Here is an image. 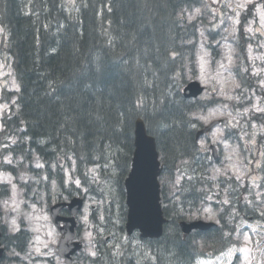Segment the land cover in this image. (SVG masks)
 I'll return each instance as SVG.
<instances>
[{
    "label": "trees",
    "instance_id": "trees-1",
    "mask_svg": "<svg viewBox=\"0 0 264 264\" xmlns=\"http://www.w3.org/2000/svg\"><path fill=\"white\" fill-rule=\"evenodd\" d=\"M200 2L73 0L68 6L67 0H0L2 48L19 86L17 110L2 120L1 139L15 140L4 152L25 161L37 157L62 201L77 193L62 192L63 175L50 167L59 168L61 158L68 167L73 163L83 184L90 169H97L108 185L118 186L128 171L135 120L141 118L156 140L162 176L174 178L182 171L193 176L183 179L170 200L162 192L168 220L163 237L127 253L128 264H193L202 255L198 245L213 254L230 245L228 237L222 239L228 232L223 227L185 239L178 227L206 200L211 186L196 178L203 166L198 167L191 127L192 114L205 103L182 95L198 34L197 23L184 13ZM11 240L22 244L24 237ZM98 253L100 264H123L124 256L115 261L109 251Z\"/></svg>",
    "mask_w": 264,
    "mask_h": 264
},
{
    "label": "rangeland",
    "instance_id": "rangeland-1",
    "mask_svg": "<svg viewBox=\"0 0 264 264\" xmlns=\"http://www.w3.org/2000/svg\"><path fill=\"white\" fill-rule=\"evenodd\" d=\"M257 2L264 3V0ZM72 4L73 0H67L68 6ZM197 9L200 11L197 12ZM222 12L226 14L224 23L220 22ZM227 15H231V12L224 7V0H219L215 4L213 0H201L199 6L184 13L188 22L195 21L198 26L193 70L192 74L186 72V76L189 80H197L205 88L198 99L205 103V108L192 114L191 118L196 125L193 129L197 131L213 121H220L197 141L198 167L203 166V170L196 171L199 174L196 178H200L204 184L210 183L211 186L207 189L206 200L195 206L188 220L201 219L219 225L220 222L217 221L221 215L227 221L229 230L233 229L229 248L246 247L247 251H234V254L230 255L227 248L223 251L224 255H221V251L217 256L212 257L210 251L198 245L199 252H205L206 257L197 259L194 264H248L245 256L251 264H264V216L261 215L264 212V111L257 110L264 109V36L255 31L253 33L244 31L246 27L244 13L241 14L238 31L235 36L231 35ZM248 19L251 20L252 16L249 15ZM251 26L253 30L259 27L258 17ZM225 28H228V31H225ZM1 40L0 31V122L5 115L16 112L12 103V94L16 91L14 85H17L11 59L5 54ZM229 54L233 62L230 68L231 74L219 68L220 62L227 64L225 57ZM241 80H251L258 87L256 90L244 92L241 89ZM234 84H239L240 87L236 88ZM213 88L216 91H213ZM201 116L207 117L208 122L199 119ZM255 116H260L261 122L254 123L252 120ZM2 129L0 124V131ZM7 139L9 140L3 146L15 143L14 138ZM211 145L217 148V160L212 159L209 149ZM3 146L0 147V151L3 150ZM6 158L11 163H6ZM2 163L13 166L16 173L2 171ZM37 164H41L37 158H33L31 162H23L14 159L12 155L0 157V191L5 189L8 192L7 196H0V224L5 227L6 233L13 234L11 222L15 219L19 228L24 226L30 234V242L25 254L12 253L8 257L17 258V264H64L56 255V245L60 235L49 216L46 196L42 190L44 183L28 176V171L42 168L37 167ZM69 172V169L64 167V185L67 187L72 182L77 188L74 184L76 178ZM90 174L97 180V193L96 195L89 193L86 196L83 210L77 218L80 228L78 240L83 241L84 245L82 255L78 257L80 261L78 264H90L87 258L98 253L99 249H94L93 246L98 228L103 234L100 240L101 246L109 250L110 256L115 261L124 256L123 264H128L125 261L126 254L139 249L145 250V244L137 235L127 237L120 231L119 228L124 225V219L120 214L124 210L121 198H118L116 193L117 188L102 187L103 181L95 174V170H90ZM188 177L193 178L185 171L175 172L174 178L169 176L161 181V188L167 196L166 201L174 196L176 188L183 179L190 180ZM233 180L237 183L234 189L237 195L235 199L240 200L243 196V203L247 209V215L244 217H241V212L237 211H232L227 216L226 210L233 193L228 189L234 184ZM221 183H224L222 188H220ZM13 185H15V194ZM77 189L81 195L87 192L84 186ZM112 190L113 195H110ZM27 194L32 202L25 198ZM57 196L55 185H50L49 199L54 203ZM225 200L228 201L227 204L224 203ZM110 202L114 206L113 212ZM249 208H252V213L255 208L259 217L253 218L248 212ZM205 209L208 211H204ZM106 212L110 218V225L104 221ZM92 215L95 218H92ZM245 236L251 238L247 244L244 240ZM8 263L16 264L12 261Z\"/></svg>",
    "mask_w": 264,
    "mask_h": 264
},
{
    "label": "water",
    "instance_id": "water-1",
    "mask_svg": "<svg viewBox=\"0 0 264 264\" xmlns=\"http://www.w3.org/2000/svg\"><path fill=\"white\" fill-rule=\"evenodd\" d=\"M203 91L198 82H190L184 88V96L187 98H196ZM188 92V93H186ZM216 123L201 130L197 137L208 132ZM134 151L131 160V169L125 179L124 187L126 191V205L128 207L126 232L131 234L134 230L141 233L142 238H159L162 235L163 224L166 219L160 205V191L158 176L160 175V166L156 143L153 137L147 135L144 123L141 119L135 121ZM214 158H216L215 148L211 147ZM83 200L74 198L69 204H58L51 207V217L56 227L62 233L63 237L58 245V254L65 258L66 263H71V255L80 249V243H69L75 237L76 221L75 216L81 210ZM63 207H67L70 218H61L58 213ZM62 222V225H60ZM213 226L212 223L203 221H182L179 228L183 236H187L192 231H206ZM3 250L0 249V258Z\"/></svg>",
    "mask_w": 264,
    "mask_h": 264
},
{
    "label": "snow or ice",
    "instance_id": "snow-or-ice-1",
    "mask_svg": "<svg viewBox=\"0 0 264 264\" xmlns=\"http://www.w3.org/2000/svg\"><path fill=\"white\" fill-rule=\"evenodd\" d=\"M219 0H213V3H218ZM224 7L227 8L230 12L231 15H227V20L230 21V26H231V35L235 36L236 32L238 31L237 26L241 24V14L244 13V21L246 23V27L244 29L245 32L247 33H253L258 32L261 36H264V3H259L257 2V0H224ZM200 10L197 9V12H199ZM251 15L252 19L249 20L248 16ZM225 13H221V18H220V22L224 23L225 22ZM259 18V27L256 28L255 30H253L252 28V24L256 22V18ZM225 31H228V28H225ZM205 55H207V53H205ZM175 57V53L173 54V58ZM225 59L227 60V64H225L224 62H220L219 63V68L223 71V72H228L230 73V68L232 66V57L229 54L228 56L225 57ZM254 75H257L258 73H253ZM217 75H220V73H217ZM14 87L16 88V91H19V86L18 85H14ZM173 87H175L178 91L180 90L179 88V84L178 83H174ZM234 87L239 88L240 85L239 84H234ZM213 91H216L215 88H213ZM231 98V97H229ZM13 104H15V101L12 102ZM5 107H7V105H5ZM136 107L142 108L143 107V102H139ZM258 111H264V109H257ZM199 119L204 120L205 122H208L207 117H199ZM192 128H195L196 125L192 124L191 125ZM227 127V125H226ZM123 130V129H122ZM202 144V142H201ZM203 146V145H202ZM6 163H11L10 160H8L6 158ZM185 163H187V161H185ZM37 167H43V165L41 164H37ZM107 167V165H106ZM94 171V170H93ZM87 175V174H86ZM239 178V177H237ZM46 179V177H45ZM93 179H95V177H93ZM188 179H191V177H188ZM74 184L76 185L77 188L81 187V181L79 179H76L74 181ZM13 190H14V194H15V185H13ZM85 191H87V189H85ZM7 203V202H6ZM225 204L228 203L227 200L224 201ZM15 211V208L13 209ZM204 211H208V209H205ZM262 216H264V212L261 213ZM219 222V221H217ZM11 230L13 233L20 231L19 225H17L15 219L12 220L11 222ZM253 231H255V229H253ZM232 235V232H225L222 236L223 240H226L228 236ZM245 243L247 244L248 242L251 241V238L248 236L244 237ZM257 243H259V241H257ZM234 251H239V252H245L247 251V248H239V249H234V248H229L228 249V254H234ZM221 255H224L223 251L221 252ZM245 260L248 261V264H251V261L248 260V257L245 256Z\"/></svg>",
    "mask_w": 264,
    "mask_h": 264
},
{
    "label": "flooded vegetation",
    "instance_id": "flooded-vegetation-1",
    "mask_svg": "<svg viewBox=\"0 0 264 264\" xmlns=\"http://www.w3.org/2000/svg\"><path fill=\"white\" fill-rule=\"evenodd\" d=\"M242 195V194H241ZM240 203H241V217H244L247 213H246V207L244 206L243 203V196L240 199ZM248 211L249 214L253 217V218H257L255 215L258 214L257 210L255 208H253V213H252V208H249ZM8 245H10V247H7ZM21 245V244H20ZM10 248H13L16 251H21V249L19 248V243L18 242H8L7 244H5L4 249L7 253H13L14 251ZM8 256L5 255L3 256V261H1L2 264H7L6 262L8 261H13L14 263H18L17 258H7ZM10 264V263H9Z\"/></svg>",
    "mask_w": 264,
    "mask_h": 264
}]
</instances>
